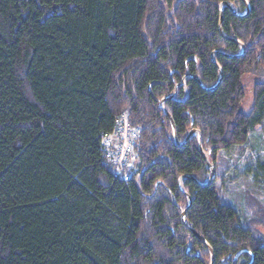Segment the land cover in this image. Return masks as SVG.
Here are the masks:
<instances>
[{
	"label": "trees",
	"instance_id": "trees-1",
	"mask_svg": "<svg viewBox=\"0 0 264 264\" xmlns=\"http://www.w3.org/2000/svg\"><path fill=\"white\" fill-rule=\"evenodd\" d=\"M248 72L264 0H0V264H212L196 235L213 264H264V207L215 184L217 155L264 129V81L241 109ZM124 113L128 181L101 145ZM244 173L264 181V161Z\"/></svg>",
	"mask_w": 264,
	"mask_h": 264
},
{
	"label": "rangeland",
	"instance_id": "rangeland-1",
	"mask_svg": "<svg viewBox=\"0 0 264 264\" xmlns=\"http://www.w3.org/2000/svg\"><path fill=\"white\" fill-rule=\"evenodd\" d=\"M264 81L263 72H248L242 79L243 87L245 89V98L241 109L248 113L253 106L254 86L257 83ZM223 159L228 163L229 171L225 173L215 184L220 188L221 196L235 206L239 210H243V201L239 199L244 191L252 194L257 198L264 207V181L262 179L259 183H254L252 174L244 173L246 166L254 167L257 160L264 161V129L256 128L254 133H251L246 146L243 148H234L227 153H219L216 158V164ZM138 162V161H137ZM210 163V161L208 160ZM211 164V163H210ZM214 165V168L216 166ZM256 192V193H255ZM244 223L254 216L249 212H242ZM256 230L264 238V226H258Z\"/></svg>",
	"mask_w": 264,
	"mask_h": 264
},
{
	"label": "built area",
	"instance_id": "built-area-1",
	"mask_svg": "<svg viewBox=\"0 0 264 264\" xmlns=\"http://www.w3.org/2000/svg\"><path fill=\"white\" fill-rule=\"evenodd\" d=\"M137 141L138 130L129 125L125 113L115 119L112 131L104 133L101 137L105 164L113 174L124 181L130 180L137 172Z\"/></svg>",
	"mask_w": 264,
	"mask_h": 264
},
{
	"label": "water",
	"instance_id": "water-1",
	"mask_svg": "<svg viewBox=\"0 0 264 264\" xmlns=\"http://www.w3.org/2000/svg\"><path fill=\"white\" fill-rule=\"evenodd\" d=\"M247 5V4H246ZM225 7H228L230 10H232V8H231V6L229 5V4H225L224 5ZM247 9H249L248 8V5H247ZM233 11V10H232ZM219 30H220V33H222V31H221V23H220V27H219ZM230 39V38H229ZM230 40H233V39H230ZM241 48H242V50L244 49V46L241 44ZM219 76H220V79L222 78V73H221V71L219 70ZM219 84V83H218ZM216 87V86H215ZM165 114L168 116V113L165 111ZM170 121H171V119H170ZM171 124H172V132H173V138L174 139H176V131H175V128H174V125H173V123L171 122ZM195 133V131H191L188 135H187V138H189L192 134H194ZM200 139V138H199ZM206 163H207V166L209 167V169H210V178H209V180H208V182L206 183V185H208V184H211V182L213 181V179H214V177H215V170H214V168H213V166L206 160ZM189 204H190V202H189ZM186 210L187 209H185L183 212H182V219L184 220V217H185V213H186ZM212 261H213V259H212Z\"/></svg>",
	"mask_w": 264,
	"mask_h": 264
},
{
	"label": "flooded vegetation",
	"instance_id": "flooded-vegetation-1",
	"mask_svg": "<svg viewBox=\"0 0 264 264\" xmlns=\"http://www.w3.org/2000/svg\"><path fill=\"white\" fill-rule=\"evenodd\" d=\"M194 235H196V234L194 233ZM196 237H198V239L208 247V249L211 253L212 259H213L212 250L210 249L209 245L201 237H199L197 235H196ZM211 263L213 264V261H211Z\"/></svg>",
	"mask_w": 264,
	"mask_h": 264
}]
</instances>
